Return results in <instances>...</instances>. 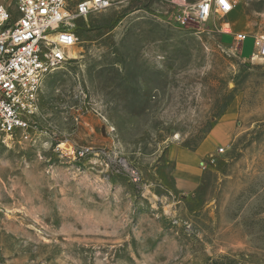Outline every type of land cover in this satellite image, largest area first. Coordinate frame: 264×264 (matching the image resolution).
I'll list each match as a JSON object with an SVG mask.
<instances>
[{"label": "rangeland", "instance_id": "1", "mask_svg": "<svg viewBox=\"0 0 264 264\" xmlns=\"http://www.w3.org/2000/svg\"><path fill=\"white\" fill-rule=\"evenodd\" d=\"M110 1L77 24L32 129L0 139V264H264V0L204 23L199 0ZM212 132L181 192L175 152Z\"/></svg>", "mask_w": 264, "mask_h": 264}, {"label": "built area", "instance_id": "2", "mask_svg": "<svg viewBox=\"0 0 264 264\" xmlns=\"http://www.w3.org/2000/svg\"><path fill=\"white\" fill-rule=\"evenodd\" d=\"M239 1L199 0L191 19L204 23L216 14L230 15ZM110 6V0H0V139L32 129L45 79L72 59L77 24ZM250 37L234 34L238 44ZM252 38L254 56L264 59V37ZM57 149L75 158L94 153L88 147Z\"/></svg>", "mask_w": 264, "mask_h": 264}, {"label": "crops", "instance_id": "3", "mask_svg": "<svg viewBox=\"0 0 264 264\" xmlns=\"http://www.w3.org/2000/svg\"><path fill=\"white\" fill-rule=\"evenodd\" d=\"M221 138L218 132H212L206 140L195 150L179 149L175 152V184L181 192H193L202 183V164L204 158L215 151ZM209 151L204 152L205 150Z\"/></svg>", "mask_w": 264, "mask_h": 264}, {"label": "bare ground", "instance_id": "4", "mask_svg": "<svg viewBox=\"0 0 264 264\" xmlns=\"http://www.w3.org/2000/svg\"><path fill=\"white\" fill-rule=\"evenodd\" d=\"M73 51H74V50L71 51V57H72V58H74V57H73Z\"/></svg>", "mask_w": 264, "mask_h": 264}]
</instances>
